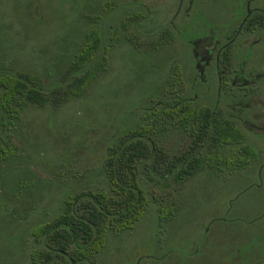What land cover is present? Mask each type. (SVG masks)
<instances>
[{
	"label": "flooded vegetation",
	"instance_id": "obj_1",
	"mask_svg": "<svg viewBox=\"0 0 264 264\" xmlns=\"http://www.w3.org/2000/svg\"><path fill=\"white\" fill-rule=\"evenodd\" d=\"M77 4L81 6L80 15L66 32L71 36L96 27L100 48L107 56L118 46L147 50L154 39L162 51L172 53L162 75L164 91L147 98L146 111L161 108L168 116L179 104L194 105L210 122L225 123L223 129L228 133L227 142L203 140L193 145L186 141L182 130L174 133L172 128L168 133L165 129L157 153L146 160L154 172L151 176L183 184L203 175L208 181H225L234 194L218 215L210 209L213 197L184 193L181 188L163 192L164 203L172 201L171 196L178 198V206L171 207L177 214L157 221L152 241L157 249L163 248L162 253L141 254L140 258L155 260L156 264H166L169 258L172 264H263L261 258L253 260L250 255L262 252L259 240L264 237H246L252 231L245 234L241 228L231 226L241 223L255 231L264 229V201L262 210L251 218H232L231 212L233 202L251 189H257L261 199L264 197V0H79ZM158 129L133 125L122 132L129 131L128 138H132L138 130ZM122 132L114 143L118 149L127 137ZM159 153L163 158L157 157ZM158 165L160 172L154 168ZM190 165L192 173H186ZM201 208L207 220L185 237L178 234L182 219L192 212L200 219ZM138 224L115 239L118 245L125 246L134 239ZM183 243L189 252L181 258L175 250ZM213 257L216 260H211ZM119 258L116 256L112 264H126ZM126 260L143 264L136 252ZM85 262L105 264L100 254L97 261Z\"/></svg>",
	"mask_w": 264,
	"mask_h": 264
},
{
	"label": "trees",
	"instance_id": "obj_2",
	"mask_svg": "<svg viewBox=\"0 0 264 264\" xmlns=\"http://www.w3.org/2000/svg\"><path fill=\"white\" fill-rule=\"evenodd\" d=\"M69 4L68 0H60L66 13ZM78 5L73 15L76 17L80 15ZM62 8L56 11L59 15L54 20L61 24L60 44L51 56L46 55V63H38L30 43L19 45L4 37L0 39V252L3 250L5 255L0 257V264H86L87 259L89 263L97 261L98 254L105 264H112L113 259H104L102 254L107 244L125 235L147 211L154 208L158 222L177 214L171 207L178 206V198L171 196L172 201L167 203L161 198L163 192L179 188L181 182L157 180L146 163L157 153V143L167 133L165 129L168 133L182 130L186 141L193 145L203 140H229L223 129L225 123L210 122L194 105L179 104L175 113L168 116L162 114L161 108L146 111L147 101L164 91V76L158 75L151 82L145 102H138L133 124L158 130H138L132 138H128L129 131L108 134L103 140L106 145L97 146V151L88 150L99 163L83 173L90 177L95 173L96 180H86L82 189L71 194H63L68 182L64 181L67 172L61 169V163L52 177H36L30 167L34 161L48 162L51 167L57 163L49 158L52 146L42 149L39 145L33 125L35 116L58 117L56 111L62 108L58 113L83 106V97L92 86H100L99 80L109 64L107 52L100 48L96 27L68 36V24H64L68 16ZM32 9L33 5L30 15ZM148 50L156 55L160 43L154 39L144 51ZM17 52H24L28 59L21 61ZM152 72L157 76L160 69ZM30 114L34 118L28 122ZM119 132L127 136L120 149L114 145ZM151 134L156 137H146ZM193 150L194 147L190 154ZM157 157L163 155L159 153ZM154 168L161 171L160 165ZM191 168L192 165L186 166V173H192ZM55 198L59 200L52 205ZM47 206L51 207V214Z\"/></svg>",
	"mask_w": 264,
	"mask_h": 264
},
{
	"label": "rangeland",
	"instance_id": "obj_3",
	"mask_svg": "<svg viewBox=\"0 0 264 264\" xmlns=\"http://www.w3.org/2000/svg\"><path fill=\"white\" fill-rule=\"evenodd\" d=\"M70 1L72 5L68 7L66 13L65 9L60 5V0H0V39L4 37L19 45H29L30 43L31 47L35 48L36 54L34 57L38 63H46V55L51 56L54 47L60 44L58 28L61 27V24H57L54 21L56 15H59V13H56L57 7L62 8L63 12L67 14L68 20L64 24L65 26L68 24V29H70L71 22L76 19V16L73 15L74 10L79 8L77 4L79 0ZM32 5L33 15H30ZM59 8L57 12H59ZM30 17H32L31 21L29 20ZM66 34L69 36L67 32ZM139 40L137 39L138 44L140 43ZM3 42L5 43L6 40H3ZM144 50L146 51L145 48L130 49L129 46H118L111 50L107 56L109 64L105 74L99 80L98 85L100 86L91 87L89 92L83 97V106H75V108L62 111L61 114L58 113V111L64 110L62 108L56 111L58 117L39 114L34 118L32 114L29 115L28 122L33 121L32 119L34 118L33 125L35 134L36 136L38 135L39 145L42 149L52 146L49 158L52 159V162L57 163L51 167L48 162L34 161L30 167L36 177L50 178L53 176L52 173H56L57 168L61 165L63 167L61 169L67 172V177H64V181L68 183L64 186V195L82 189L86 180H96L94 179L95 173L91 177L87 172L83 173L87 167L92 168L99 163L98 159L94 160L92 158V153L88 152V150L94 151L96 149L97 151V146L101 148L107 144L103 140L106 139L105 137L108 134L112 133L113 135V132L121 131L123 128L125 129L135 124L138 102H143L150 94L151 82L158 75L165 74L172 58V53L169 51L160 49L156 55H152L149 52L150 50L148 52ZM17 56L21 61L28 59L27 54H24V52H17ZM174 56L175 54L173 53V58ZM157 68L160 69V73L156 76L153 74L152 69ZM44 79L46 78L44 77ZM80 175H82L81 179H71V176L78 177ZM205 179L202 175L200 178L194 179V181L184 182L178 189L181 188L184 193L196 194V192H200L203 193V196L213 197V205L210 209L211 212L218 214V210L222 211V207L226 205L228 198L234 194L231 191L233 188L230 185L226 187L225 181H208ZM260 195L257 189H251L243 194V196L233 202L231 217L235 218L245 215L247 217L242 218H251L252 215H257L263 208L264 197L261 199ZM58 200L55 198L52 205L56 204ZM47 210L50 214L52 213L50 206H47ZM200 211L202 217L198 220L194 212L189 213L182 219V228L178 230V234L185 237L188 232H193L197 226L207 220L202 208ZM201 215L198 214V216ZM156 226L157 216L154 208H151L139 222L136 233L133 236L134 239L125 246L118 245L119 242L115 240L108 243L102 253L104 259L112 260L116 256H120L121 263L127 264L126 259L130 258L132 252H136V256L139 257L141 263L156 264L155 260L140 258L141 254L157 252L155 254L159 255L162 253L163 248L157 249L156 246H153L152 239H154ZM231 227L235 228V230L241 228L245 231V234L252 231L246 237H250L251 234L253 236L259 235L261 238L264 237V229L255 231V229H250L241 223H236ZM259 241L262 244V252H253L250 257H253V260L261 258L264 264V239ZM1 247L2 245H0V249ZM187 248L188 245L183 243L181 248L175 250V252L182 258L186 252H189L186 251ZM112 249L115 252H111ZM0 257H5L3 250L0 252ZM214 259L216 260V257L211 260ZM165 263L172 264L173 261L169 258ZM185 264L193 263L187 262ZM200 264H205V261H200ZM210 264L212 263L210 262Z\"/></svg>",
	"mask_w": 264,
	"mask_h": 264
}]
</instances>
